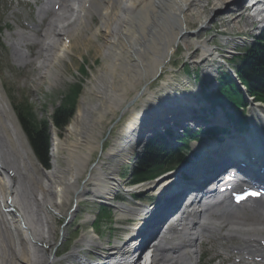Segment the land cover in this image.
<instances>
[{
    "label": "bare ground",
    "instance_id": "6f19581e",
    "mask_svg": "<svg viewBox=\"0 0 264 264\" xmlns=\"http://www.w3.org/2000/svg\"><path fill=\"white\" fill-rule=\"evenodd\" d=\"M74 1L75 0H57L55 6L59 5L60 8L58 12L47 11L45 15L40 12L39 23L36 27L37 29H40L38 36L34 37L18 32L16 36L19 38V42H16L17 40L12 41L11 48L15 58L23 61H17L13 55L15 63L19 64V66L30 68V66H25L24 62H26L27 65H31V63L35 61V67H38V70H42L40 75L41 81L48 78L57 79L59 74L53 72V70H56L54 66L58 65L57 63L62 59L60 54L62 53L65 55L66 51H69L72 45L70 44L66 47L65 41H73L77 32L86 30L87 27L90 28V24L93 22V17L95 15L100 14V16L106 20L108 15L107 11L110 12L113 8L123 11L122 13L124 15L122 18L114 13L113 17L107 19L108 21L105 23L107 36L110 37V41H107L106 49L109 58L111 59V63L108 66L107 72H104L103 78L94 88L97 93L98 102L90 108L87 115L83 114L82 111L77 113L73 122L70 123L65 130L63 138H60L57 133L54 134L56 137L55 143L58 145V149L66 151L67 153V156L65 157V168H60L56 164L57 159H54L55 155L53 156L55 168L51 174L55 177L54 183L57 193L63 195L67 201L70 199L71 195H73V199L79 204L80 200L89 194H93L95 197L107 196V198L114 197L115 195L113 190L118 186L117 183H114L115 172H112L110 169H107L106 171L103 170L102 164H97L90 171L89 179L85 184L90 183L92 188H88L86 185L80 187L77 180L78 177L81 176V173L89 167L88 163L93 151L100 146L94 137L97 133V129L101 126L106 117L110 116L109 114H114L116 110L122 109V105L127 99V90H136L138 95L134 100L136 102L139 101L140 105L135 102V107L130 111L131 115L128 118V124L122 130L121 138L117 143L118 149H110L105 155L106 158L113 157L124 145H129V140L133 136L132 134L140 132L146 128L154 117L158 115L156 113H158L159 110L163 111L167 106V102L173 100V93L170 87H168V83H164L161 90L152 91L149 88L150 79L157 74L159 68L166 60V64L171 62L172 56L177 51V47H175L174 44L178 40L180 32L187 31L189 28V8L192 6L201 12L206 7L212 6L213 14L216 11H222L223 8L227 10L230 6L234 5L237 7L235 13H239L241 16L244 5L242 0H204L201 2L197 0H125L124 2L118 0H77L78 3H82L83 5L82 9L80 8V14L84 17L82 16V18H80V20L82 19V22L80 24L78 23L79 26L78 30H75L76 32L73 33L72 31L74 25L71 28V23H67L69 20L65 22L68 26L63 27L61 25V28L57 25H53V21L51 22V25H48L47 19L63 17V19L66 20L68 16H64L63 14L72 10V3ZM70 3L72 7L70 6ZM47 4L48 3H46V5ZM105 8H107V11ZM208 20L209 19L206 17L200 22V24L207 26ZM111 22L117 24L112 25ZM50 29L51 31L48 33ZM198 35L199 34H192L185 36L188 38L197 37ZM10 36L9 39H11ZM94 36L95 35H93V37ZM185 36L181 39V42L183 39H186ZM63 38H65V44L62 45L60 40ZM103 38L105 39L106 36H103ZM30 43H32V46L36 47V60H41L40 66H37L38 62L30 57V53L24 51V49H29L28 44ZM195 44L203 50L201 56L202 59L212 52L210 46L207 45L208 43L205 41L197 42ZM180 45H182V43H180ZM188 45L189 44H186L187 47ZM51 48H58L57 55L52 53V51L51 54H47ZM169 54L171 57L168 60L167 56ZM29 72H31V70H29ZM139 86L142 88L144 87L142 93L136 89ZM161 92H163V94ZM144 96L147 97L143 98ZM136 106L139 107L137 108ZM153 106L157 107V109L154 110ZM249 112L254 119L252 120L251 131L246 137L248 140L252 141L260 140L261 146L264 148V109L260 107H250ZM6 125H9L13 129V136L16 141L20 143V146H22L21 144L26 146V148H23L22 146L23 155H20L22 156V163L24 166L26 167L27 163H32V165H34L36 160L28 147L27 139L15 117L13 108L0 92V193H2V185L5 188V203L7 205L3 206L4 204L1 205L0 202V216L2 219L6 220L5 228L6 231H8V234H13L6 235L3 238L4 248L2 252L4 257L3 255H0V264H19V262L20 264H54L58 261H62L63 264H72L79 261L80 250L78 247H76L71 255L64 260H58L56 253L52 254L51 252L56 237L55 230L52 227V221L47 220L46 222L51 226V230H49L50 235L46 236L42 231L33 226L29 219V213L27 211L28 200L25 199L21 206H18L15 202L16 198L14 200V196L17 197L20 193H18V184L15 186L13 181L15 177L12 178L10 175L11 169H14L9 166L8 155H11L12 152L10 149L5 151L3 146L4 143L6 145L8 143L7 146L9 148L14 146ZM260 125L262 128H260ZM211 148L212 147H208V145L203 146V150L206 152ZM53 150H56V148ZM207 166V168L210 169H208L204 175L216 169L214 168V165ZM180 174L181 172H176L172 176L165 177L160 181V185H158L160 187L163 185L160 190V195H162L166 189L168 190L169 183L179 179L178 176ZM19 177H22V174L19 175ZM196 179L197 178H191L190 186L197 182ZM199 180L200 179L198 178V181ZM187 185H189V183L184 185V187ZM110 190L111 192L109 193ZM10 198H12L13 202L11 207L16 209L19 217L5 211V208H10ZM164 199L165 198L161 196L157 197L156 206L159 207L162 205ZM206 201H209V198H206ZM43 205L57 208V205L46 200L43 201ZM221 205H225V200L222 196L213 200L212 204L207 208H204L206 206L202 207V205L194 204V206L202 207L203 212L201 210V212L193 214L195 208H191L192 206H190V209H187L186 211L187 216H183L176 226L170 227L169 235L165 236L164 240L160 236L162 233V226L159 224H157V226H150V228L144 232V235L150 237V239L147 242H144V249L140 251L138 260L128 264H149L150 261L153 264H202L200 247L204 244L201 241V235L203 233L210 234V241L208 243L211 245H214L215 236L228 242L235 237L234 235H242L244 237L242 242L245 244V249H243L242 252L252 253L251 250L257 249L255 244L256 236H251L250 239L252 240H250L249 238H245V235L248 236L246 233L256 235V233L264 232L263 206L258 205L249 208L252 212L259 210L262 213L260 219H262L263 222L262 220L253 219V223H248L245 214L243 215L244 219L229 218L228 215H225L226 213H224L226 217H219V215L215 216L213 214L214 209L221 207ZM169 207L172 209L174 206L170 205ZM225 207L228 208V206ZM2 208L4 210H1ZM116 210L119 211V213L128 212L129 222L148 209L142 206H136L128 211L122 206H116ZM179 211L180 209L176 210L172 217L175 218V216H178ZM210 213L212 214V219L216 222L215 229L204 227V224L211 219ZM192 217L195 218L190 224L192 226V236L191 239H185V229L188 227L187 221ZM10 221L26 227L25 231L27 240L29 243L33 244L32 249L24 244L22 238L19 242L20 248L18 247L16 237L14 236L15 234L9 226L11 223ZM16 230L17 232L19 231L18 229ZM27 240L25 238V241ZM95 241L94 238L83 237L79 243L81 245L94 246L97 248L100 245ZM178 241H181L180 245H177ZM99 248H101V246ZM117 250L118 249L114 247L108 253L107 259H110L111 257L113 258ZM260 252L264 255L263 251ZM130 254V251H128L125 253V256L128 257ZM147 255H149V258L144 261ZM1 259L4 260L2 261Z\"/></svg>",
    "mask_w": 264,
    "mask_h": 264
},
{
    "label": "rangeland",
    "instance_id": "374dc122",
    "mask_svg": "<svg viewBox=\"0 0 264 264\" xmlns=\"http://www.w3.org/2000/svg\"><path fill=\"white\" fill-rule=\"evenodd\" d=\"M10 1L11 0H0V32H1L0 33V92L1 94L5 97L6 101L11 105L14 113L16 108L29 107L31 105L37 117L39 119H45V118H50L53 115L55 109L59 105L61 95H63L71 85L83 81L84 90L81 99L79 101V107L77 113L79 111H82L83 114L87 115V112H89L90 108L98 102L97 93L94 88L97 85V83L103 78L104 72H107L108 66L111 63V59L109 58V54L106 49L107 41H110V37L107 36V28L105 23H107L108 21L107 19L113 17L114 13L118 14L122 18L124 15L122 13L123 11H119V9L117 10L113 8L109 12L107 11V8H105L106 11L108 12L106 20L105 18H102L100 14L95 15L93 17V22L90 24V28L87 27L86 30L77 32L73 41L71 40L72 45L67 53V56L62 57V59L57 63L58 65L54 66L56 70H53V72L59 74V77L57 79L48 78L41 81L40 75L42 73V70H38V67H35V61H33L31 65L30 64L27 65V63L24 62V65L30 66V68H24L19 66V64L15 63L13 59L14 53H12V50L9 49L8 47L10 43L8 40V36L14 31H20L16 26H14V31H10L11 25L8 20L9 11H10L9 9ZM118 1L124 2L125 0H118ZM197 1L201 2L204 0H197ZM73 3H72L73 7L71 6L70 3L72 10L70 12L68 11L65 12V14H63L64 16L65 15L68 16L66 20L63 19V17L60 18L56 17V19H47L48 25H51V22L53 21L54 22V23L52 22L53 25H57L59 28H61L62 26L63 27L68 26V24L71 23V28L74 25V27L72 28L73 33L76 32L79 26L78 23L80 24L82 22L81 21L82 19L80 20V18H82L80 11L83 5L82 3H78L77 0H75ZM189 9L190 12L188 13L189 16L188 32L193 33L194 31H196L201 26L200 22L203 21L204 18L206 17L209 19L207 24L208 27L207 29L201 31L200 32L201 34L198 33L199 35L197 37L186 38L187 36H185L186 39H183V41L181 42L182 45L179 46L175 54L172 56L171 62L169 65H167L166 69H164L163 71L164 73L162 74V76L155 83L149 86L152 91H156L154 89H156L158 86H162L164 82L172 85L173 86L172 88H175L174 85H181L182 82H184V80L188 78L187 74L183 73L182 71V66L184 63H186L190 67L192 73H194L198 69V71H196V74L197 73L204 74V72H207L208 70L211 69V75L218 76L217 74L219 73L216 72V68L218 66L215 65L212 67L211 62L202 59L201 55L203 50L197 51V48H199V46H197L195 43L205 41L206 43H208L207 45H209L213 49V47H217L219 45L220 41L225 43L229 41L230 38H232L236 42H242V45L237 47L239 49V52H241L244 49L246 43H250V41L252 40L251 36L257 35L261 30V23H257V25L254 26L247 20L248 17L247 13H242L240 16L239 13L232 12V10L236 8H233L231 6L227 10L223 8L222 11H216L213 14H212V6L206 7L203 10L204 12L203 11L199 12L192 6ZM67 20H69V22H67L68 24L65 23ZM111 24L115 25L117 23L113 24V22H111ZM50 31L51 29L49 30L48 33H50ZM17 34L18 32L12 34L10 37L12 40L14 41L17 40L16 42H19V38H17L16 36ZM93 35L95 36L93 37ZM103 36H106L105 38L106 41L103 38ZM64 40L65 38L60 40L62 45L65 44ZM186 44H189L188 47L189 46L190 47L188 48ZM223 47L224 50L230 52L232 51L231 48L233 49L234 44L227 42L226 44H223ZM57 49L51 48L49 52L47 51L48 52L47 54H51V51L52 53L56 54ZM36 51H37L36 47H32L29 48V50H27L26 52L30 53V57H32L33 60H36L37 58ZM15 59L19 62H23L22 60H19L17 58ZM37 60H36V62H38L37 66H40L41 60L40 59ZM83 66L86 67L88 72V75L86 76H83L81 73ZM29 70H31V72H29ZM221 71H226V69L225 70L222 69ZM204 79H207V77L205 76ZM190 80L194 82V77L191 74H190ZM197 85L199 86V83ZM212 87L216 89L215 85H213ZM160 88H158V90H160ZM136 89L137 91L141 92L142 87L139 86ZM126 95H127V99L125 103L122 105L123 106L122 109L116 110L114 114H109L110 116H107L106 119L102 122L101 126L97 129V133L94 136L96 141L98 142V144L102 143L103 141L104 142L101 146H99L93 151L90 161L88 163L89 167H87L86 170L81 173V176L78 177L77 181L80 187L86 185L88 188H92L90 183L87 184L85 183L89 179L90 170L91 168L93 169V165L96 166L97 164H102L103 170H107V168H109L111 164V159H107L105 155L108 153V151H110L111 148L114 147L115 142L117 141L120 135V132L128 124V118L131 115L130 111L135 107L136 103H139V101H137L134 104L132 103L131 106L122 113V118L119 121H117L123 108L127 104L131 103V101L138 94L136 90L128 89ZM145 97L147 96H144L143 98ZM136 107L138 108L139 106ZM6 128L9 131L10 139L12 140L13 144H15V146H12V148H9L7 146L8 143L7 145L5 143L3 145L5 151H8L10 149V151L12 152L11 155H8L9 166H11L14 169V170L11 169V173H12L11 176L12 178L15 177L13 180L15 186H17V184L19 186L17 188L19 190L18 193L20 194H18L17 197L14 196V200L16 198L15 202L17 203L18 206L19 205L21 206L23 204V201H25V199L28 200V209H27L29 213L28 217L31 220L33 226H35L37 229L42 231L46 236L50 235L49 230H51V226L48 225L46 222L47 220L52 221V225H53L52 227L55 230L54 232L56 233L55 241L53 242L54 246L51 249L52 254L56 253V257L58 260H63L67 258L76 249V247H79V249L80 247H82V245L79 242L83 237L94 238L97 244H99L100 246L101 244H104L105 247L109 239H111L112 243H115V241H117L119 237V234L121 233L122 228L125 227L123 223L124 220H122L124 219V217L117 210L113 209V213H114L113 221L115 223L116 230L106 231L107 233L105 232L104 235L102 234L100 237L97 236L94 230L90 229L91 222L94 219L95 214L97 213V208L94 206L93 203L95 200L93 194L92 195L89 194L80 200L78 204L79 212H77L74 215V218L69 221L68 225H66L64 228L62 227L65 223V221L62 220V218L65 219L67 217L73 205L74 199H73V195H71L70 199L67 201L65 200V197L63 195L57 193V189L54 183L55 177L54 175L51 174L55 168L53 156H51L52 155L51 151H50L51 154L49 155L48 169L43 168L38 163L35 156H34L36 160L34 164L35 166L32 165V163L31 164L27 163V166L25 167L24 164L22 163V156L20 155H23L22 146L23 148H26V146L24 144H21L22 146H20V143L14 139L12 128L9 125H6ZM64 133L65 131L62 133L61 138L64 137ZM197 148L200 147H198L197 145H193L192 151L195 152ZM132 154L133 153L130 154L124 153L123 159L121 158L124 164L115 173L114 180L118 181V175L122 174L124 170L127 168V166H129L128 163ZM66 156H67L66 151L60 150L59 157L54 158L55 160L57 159L56 164L60 168L66 167V163H65ZM21 174L22 177H19V175ZM129 181H130V177L128 176L124 182H129ZM156 186L157 185L154 186L150 185L141 188H136L134 189V191L140 192V194H144L141 195L140 201H135V200L132 201L130 195L124 194L123 202L127 205H133V207H134L133 202H136L138 205L145 207L149 202L150 197L155 196L159 193L160 188ZM1 189H2V193H0L1 205L4 204L3 206H7L5 203L6 198H5L4 186L1 185ZM45 200L54 205H57V208H52L49 205L44 206L43 201ZM89 200L90 202H88ZM1 210L4 209L2 208ZM231 216L232 218L242 217L241 214H232ZM240 219H244V218H240ZM5 221L6 220L2 219L0 216V255L1 256L3 255V257H4V254L2 252L4 248L3 238L4 236L10 234V233L8 234V231H6ZM10 222L11 223L9 226L15 234L14 236L16 237L18 247L20 248L19 242L20 239L22 238L24 240L23 241L24 244L27 247L29 246L30 249H32L33 245L29 243L27 239H26L27 241H25L24 233L20 231L17 232L16 229H18L20 225L18 223H13L12 221ZM247 222L253 223V221L252 222L247 221ZM262 235L264 236V233ZM251 236H256V235L249 233L248 237ZM202 240L206 241L205 237H202ZM221 243L224 244L225 242L221 241ZM231 244L234 245L235 243L232 241ZM237 246L238 245L235 244V247ZM220 247H221L220 244H216L214 247H212L211 245L201 246L200 253L202 255L201 256L202 264H224V262L217 257L219 253H222ZM1 260L3 261L4 259ZM54 264H63V262L58 261L57 263ZM226 264H232V262H226Z\"/></svg>",
    "mask_w": 264,
    "mask_h": 264
},
{
    "label": "trees",
    "instance_id": "16d2710c",
    "mask_svg": "<svg viewBox=\"0 0 264 264\" xmlns=\"http://www.w3.org/2000/svg\"><path fill=\"white\" fill-rule=\"evenodd\" d=\"M237 75L248 93L258 102L264 103V34L255 40V44L246 49L240 57V66L236 69ZM217 92L206 96L208 103L215 109L217 106H230L239 112L240 107L246 106L242 92L231 80L228 74H222L219 79ZM82 83L72 86L62 97L60 107L52 117L54 126L63 130L74 117L79 97L82 92ZM17 116L26 133L32 149L40 163L48 167L49 154V125L46 120H38L31 107L17 108ZM186 133V141L189 138ZM183 161L180 151L175 152L166 148L160 141H154L142 158L138 160L137 168L132 176L135 183L149 181L165 171L175 168ZM104 209L100 208L102 215L98 218V226L108 216L103 215Z\"/></svg>",
    "mask_w": 264,
    "mask_h": 264
},
{
    "label": "water",
    "instance_id": "95a60500",
    "mask_svg": "<svg viewBox=\"0 0 264 264\" xmlns=\"http://www.w3.org/2000/svg\"><path fill=\"white\" fill-rule=\"evenodd\" d=\"M184 34H185L184 32H181L178 40H180ZM177 44H178V41H176L175 45H177Z\"/></svg>",
    "mask_w": 264,
    "mask_h": 264
}]
</instances>
